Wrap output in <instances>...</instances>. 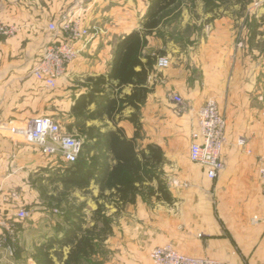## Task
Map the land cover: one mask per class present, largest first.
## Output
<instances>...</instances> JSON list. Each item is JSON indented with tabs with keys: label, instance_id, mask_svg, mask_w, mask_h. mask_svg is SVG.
Returning a JSON list of instances; mask_svg holds the SVG:
<instances>
[{
	"label": "crops",
	"instance_id": "crops-1",
	"mask_svg": "<svg viewBox=\"0 0 264 264\" xmlns=\"http://www.w3.org/2000/svg\"><path fill=\"white\" fill-rule=\"evenodd\" d=\"M79 1L88 8L86 23L100 32L79 45L77 60L55 87H47L30 71L49 41L48 23L74 10ZM148 6L149 0H0V22L17 28L13 36L0 43V218L13 217L30 201L35 179H45L64 167L57 157L43 155L12 133L11 126L22 125L37 115H51L73 134L85 136L90 127L102 134L121 128L133 138L137 128L130 118L136 113L142 125L136 158L142 160L143 153H150L147 145L156 144L163 151V161L152 164V179L144 183L152 194L137 191L131 195L134 202L116 204V190L105 186L107 179L97 175L90 181V211L93 214L104 203L112 219L104 242L109 253L117 251L119 264H153L150 251L170 243L181 253L226 264H264V193L259 175L264 124L257 119L251 100L256 88L255 62L250 52L245 56L243 50L233 51L231 34L215 31L197 50L188 51L173 41L164 43L155 32L149 36L140 60L146 63L149 56L167 52L158 54L149 70L145 100L139 103L135 99L140 108L128 105L114 119L97 113L106 95L120 99L134 90L133 84L118 86V81H109L108 75L119 39L142 30ZM220 20L215 19V30L223 26ZM160 56L169 57V66H158ZM141 69V65L134 66L135 71ZM101 76L107 79L102 85L105 92L94 93L97 100L82 109L85 116L73 112L76 101L90 93L93 82ZM173 94L183 98L185 107L174 104ZM210 98L218 102L228 123L222 153L225 168L215 180L190 159L199 111ZM243 136L248 139L247 146L239 144ZM160 180L168 198L158 189ZM134 184L140 186L137 181ZM2 229L0 224V232ZM12 256L3 250L0 262Z\"/></svg>",
	"mask_w": 264,
	"mask_h": 264
},
{
	"label": "trees",
	"instance_id": "trees-1",
	"mask_svg": "<svg viewBox=\"0 0 264 264\" xmlns=\"http://www.w3.org/2000/svg\"><path fill=\"white\" fill-rule=\"evenodd\" d=\"M181 1L149 0L142 30H134L119 39L115 47L114 61L108 80H117L118 86L133 84L134 90L131 95L120 99H110L106 95V102L99 104L97 112L99 115L106 113L114 119V116L120 114L128 105L136 109L140 108V104L137 102H143L149 92V89L144 87L149 70L157 60L158 54H162L163 51L149 56L146 63H143L139 57L148 44L149 36L155 32L158 34L167 11L178 6ZM202 1L206 11L214 13L227 0ZM136 65H141L142 69L135 71L134 66ZM93 83L92 91L82 95L76 101L73 112H79L78 114L85 116L82 109L87 103L97 100L94 93L105 92V88L102 87L104 83H107L105 76L97 78ZM110 87L113 88V85ZM130 120L136 124L137 128L133 138H128L121 128L104 134L96 132L93 127L84 131L85 142L79 157L76 162L63 167L57 175V180L82 189L88 187L90 181L97 175L101 176L102 179H107L105 186L115 188L118 198L116 204L120 201L124 204L134 202V197L131 195H135L134 193L137 191L147 192L151 195V187L145 186L144 183L152 179V164L163 161V151L156 144H148L147 148L150 153H143L142 160L137 159L135 148L142 125L138 121L136 113L131 116ZM111 161H114V164ZM157 178L160 179V176ZM136 181L140 183V186L134 184ZM159 182L160 193L164 198H168V191L162 180ZM82 208L80 206L77 209L78 212L69 211L61 215L64 225H59L57 229L60 235L51 236L36 247L34 254L36 264H54L53 254L62 257L64 247H69V253L63 264H84L99 249L104 248L103 240L112 229V219L106 214L104 203L99 204L93 212L91 217L93 224L88 226L84 225L86 220L81 214ZM56 246H58L57 249H55ZM53 249L55 250L53 251Z\"/></svg>",
	"mask_w": 264,
	"mask_h": 264
},
{
	"label": "rangeland",
	"instance_id": "rangeland-1",
	"mask_svg": "<svg viewBox=\"0 0 264 264\" xmlns=\"http://www.w3.org/2000/svg\"><path fill=\"white\" fill-rule=\"evenodd\" d=\"M217 18L223 20H220L223 26L215 30L213 24ZM215 31L222 35L231 34L235 53L243 50L246 56L250 52V58L255 62L256 83L251 100L257 109V119L264 124V0H227L214 13L207 12L201 0H182L178 6L167 11L156 37L164 43L173 41L181 49L195 51ZM166 52L161 55H166ZM235 60L233 56L232 64ZM57 175L58 171H55L45 179L41 177L32 182L30 201L19 208H26L30 216L24 221H15V232L10 241L14 248L13 258L7 257L0 264H32L33 261L36 264V247L49 237L60 235L57 229L59 225H64L61 215L65 212H78L77 209L82 206L81 214L86 220L84 225H90L93 203L89 199L92 193L87 187L81 189L57 180ZM62 252V257L53 254L54 264L64 263L69 248L64 247ZM116 253H109L104 246L84 264H119Z\"/></svg>",
	"mask_w": 264,
	"mask_h": 264
},
{
	"label": "built area",
	"instance_id": "built-area-1",
	"mask_svg": "<svg viewBox=\"0 0 264 264\" xmlns=\"http://www.w3.org/2000/svg\"><path fill=\"white\" fill-rule=\"evenodd\" d=\"M87 10L79 1L74 10L65 13L59 20L48 23L49 41L30 71L31 76L47 87H55L57 80L77 60L81 52L79 45L88 41L94 33L100 32L98 27H91L86 23ZM16 31L15 26L0 22V43L3 38L13 36ZM169 64V57L158 58L159 67L164 68ZM171 98L179 108L185 107V101L180 95L173 94ZM227 125L218 102L214 98L208 99L199 111V129L192 133L190 159L201 165L211 180L217 179L225 168L222 153L227 138ZM10 130L22 136L26 143L37 147L43 155L57 157L66 165L76 162L85 142V136L65 131L61 123L51 115L34 116L22 125L11 126ZM239 144L247 146V137H241ZM259 175L264 193V155L260 157ZM29 216L30 212L21 208L11 218H0L3 226L0 232V252L6 250L13 255L14 248L10 241L15 232V221H24ZM150 258L153 264H226L215 258L181 253L170 243L154 247L150 251Z\"/></svg>",
	"mask_w": 264,
	"mask_h": 264
}]
</instances>
